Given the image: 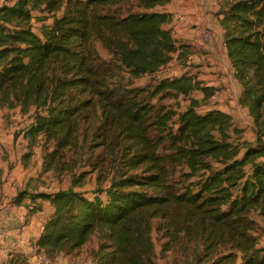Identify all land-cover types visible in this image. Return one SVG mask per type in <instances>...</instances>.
Instances as JSON below:
<instances>
[{"label":"trees","instance_id":"16d2710c","mask_svg":"<svg viewBox=\"0 0 264 264\" xmlns=\"http://www.w3.org/2000/svg\"><path fill=\"white\" fill-rule=\"evenodd\" d=\"M171 1L0 4V107L33 111L25 157L39 144L46 170L79 160L107 183L37 193L54 208L36 240L50 260L91 245L95 264H161L160 243L179 263L264 264V0H221L216 13L255 140L202 108L217 88L191 70L160 75L180 49L159 9Z\"/></svg>","mask_w":264,"mask_h":264},{"label":"crops","instance_id":"0c3cea01","mask_svg":"<svg viewBox=\"0 0 264 264\" xmlns=\"http://www.w3.org/2000/svg\"><path fill=\"white\" fill-rule=\"evenodd\" d=\"M220 1L172 0L168 5L159 7L160 10L173 14L170 27L180 46L169 65L179 63L181 60H185L188 64H191V61L198 63V67L191 70L195 79L203 80L204 85L223 88L222 94L217 93V95H221L219 97L221 101L228 102V99L232 98V102L235 99L239 102L243 87L234 76V69L225 46L224 30L216 14L220 8ZM200 26L211 28L214 31L213 42L198 44L194 41L195 31ZM181 51L185 52V55L178 59ZM181 73L182 68H174L169 75ZM235 90L238 94L233 97L232 94L234 95ZM216 107L227 111L224 107ZM26 138L29 140L24 133L16 142L18 151L22 153L25 152L23 141L26 142ZM12 139L11 135L0 132V143ZM10 148L13 149L14 145H11ZM11 183L0 182V226H6L10 230L9 237L0 243V264H11L10 260L16 253H22L30 264H59L56 260H50L36 243L43 233L47 220L53 213L54 208L50 201L43 197H37L38 191L36 194H30L31 196L26 197L21 203H14L16 193L27 188L2 194L3 191L6 192L11 187ZM60 264L81 263H72L69 259H65Z\"/></svg>","mask_w":264,"mask_h":264},{"label":"rangeland","instance_id":"374dc122","mask_svg":"<svg viewBox=\"0 0 264 264\" xmlns=\"http://www.w3.org/2000/svg\"><path fill=\"white\" fill-rule=\"evenodd\" d=\"M5 0H0V4L4 3ZM103 54L106 55V51L100 48ZM198 63L191 61L188 64L185 60L179 63H173L167 66L160 75H169L175 68H183L184 70H195ZM150 77L145 76L139 83H144L149 81ZM223 88H217L216 93L212 98L205 102L202 106L203 109L213 108L216 106L224 107L227 112L231 113L234 118L236 125L244 129V138L248 140H255L256 133L254 128V123L250 117L247 109H245L240 102L231 101L232 98L228 99V102H223L217 95V93L222 94ZM238 93L234 91L236 97ZM194 97L203 96L201 91H195L192 93ZM190 101V96L187 98L180 97V103L183 108H185ZM231 101V102H230ZM32 110L30 112H23L20 107H0V132L7 133L12 136V140H5L0 143V182H12L11 187L2 194L13 193V191H19L21 189L27 188L29 194H36L39 192H50L53 193L59 189H66L68 187L74 186L75 188L92 194L97 188H104L107 183H99L96 171H92L90 167L80 162L76 161L72 168L68 167L62 171L46 170L44 166V156L39 144L32 147V155L25 157V154L29 151L28 144L29 140L26 138V142L23 141L24 153L18 151L16 144L18 138L26 132L29 124L32 121ZM14 145L11 149L10 146ZM20 154V155H18ZM86 171V177L81 178V173ZM80 178L78 185H74V180ZM38 192V193H39ZM261 224L264 226L263 218H259ZM90 247L86 246L76 255L71 258L60 255L56 261L60 264L65 259H69L72 263L80 262L81 264H95L93 258L90 255ZM161 244L157 246L158 261L161 264H184L179 263L173 259V255L170 251L162 252Z\"/></svg>","mask_w":264,"mask_h":264},{"label":"built area","instance_id":"2783aa9c","mask_svg":"<svg viewBox=\"0 0 264 264\" xmlns=\"http://www.w3.org/2000/svg\"><path fill=\"white\" fill-rule=\"evenodd\" d=\"M215 39L214 31L211 28L200 26L195 31L194 41L198 44L211 43ZM10 230L6 226H0V243L9 237Z\"/></svg>","mask_w":264,"mask_h":264}]
</instances>
